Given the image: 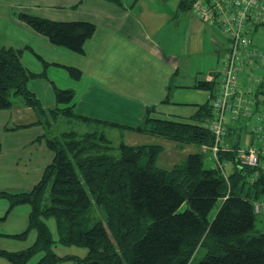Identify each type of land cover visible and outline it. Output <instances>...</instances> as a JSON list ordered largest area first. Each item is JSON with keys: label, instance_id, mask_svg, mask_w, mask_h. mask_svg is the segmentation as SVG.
<instances>
[{"label": "trees", "instance_id": "obj_1", "mask_svg": "<svg viewBox=\"0 0 264 264\" xmlns=\"http://www.w3.org/2000/svg\"><path fill=\"white\" fill-rule=\"evenodd\" d=\"M191 1L180 0L179 5L187 8ZM18 18L49 43L78 53L95 29L88 20L58 21L24 12ZM21 52L22 48L0 46V109L10 108L19 97V102L35 112L36 120L11 128L43 125L46 146L54 155L30 190L0 191V198L8 202L0 219L17 205L29 206L26 228L5 235L23 240L31 229L36 231L30 245L0 249V257L10 264H191L202 246L205 252L195 264H264V230L255 227V215L264 205V132L258 135L262 153L256 166L241 165L235 157L236 149L244 146L238 142L241 126L248 125L259 106L264 115L263 84L256 90L252 114L227 124L222 145L229 148L218 151L217 158L227 162L228 171L200 148L214 142V134L204 124L212 116L215 77L199 79L192 86L206 89L210 99L197 104L187 117L164 115L155 105L146 106L132 129L199 148L164 168L156 165L160 144L120 142L113 146L103 126H125L77 114L73 89L54 86L55 106L45 108L27 85L44 72L25 67ZM65 68L72 78H80L78 68ZM59 115L90 124L92 129L52 136L50 127ZM93 208L101 214L94 217ZM49 219H53L54 229ZM55 245L81 247L86 253L82 257L58 254Z\"/></svg>", "mask_w": 264, "mask_h": 264}, {"label": "crops", "instance_id": "obj_2", "mask_svg": "<svg viewBox=\"0 0 264 264\" xmlns=\"http://www.w3.org/2000/svg\"><path fill=\"white\" fill-rule=\"evenodd\" d=\"M14 1L0 0V42L12 31V27L18 29L13 40L0 43V46L22 48L20 59L23 65L33 72H44V76L30 79L27 85L45 108L55 106L56 86L74 90V111L77 114L125 125L127 123L115 121L116 115L119 113L122 117H129L134 113L131 122L138 124L143 109L155 105L159 113L171 116L172 113L160 108L168 103L163 100L172 101L174 97L171 93L177 86L192 87L199 79L213 80L226 48L225 38L218 39L214 30L218 29L214 25L213 29L206 26L208 23L192 13L189 7L181 8L178 0L171 8L166 6L159 10L148 7L147 0H32L27 10L21 8L23 3L15 6L20 9L12 10L9 7L14 5ZM150 1L158 5L156 0ZM179 7L187 9L184 10V16L190 17L197 24L193 30L205 33L207 41L212 43L213 54L216 56L214 66L209 67L207 56V65L192 73V64L187 60L180 61L184 53L189 51L187 48V51H180L171 35L179 20ZM20 12L58 21L88 20L94 22L95 29L85 41L83 52L78 53L49 43L46 37L31 30L18 18ZM191 47L194 51L202 49L198 43H193ZM50 66L54 70L47 75ZM65 66L78 68L81 77L70 78ZM180 78H183L182 81ZM196 109L197 106L190 115ZM35 120V112L19 101L10 108L0 109V191L30 190L53 158V151L44 140L46 129L43 125L11 128ZM6 126L10 128L6 129ZM110 127L115 126H103L106 134ZM7 207V200L0 198V217ZM28 213V205H17L5 219H0V249H21L34 241V229L23 240L5 235L25 229ZM48 222L54 229L53 219ZM73 247L63 249L76 251L74 255L77 256L85 255L86 249ZM58 248H62V245L54 247L58 254L68 253H60ZM39 256L33 257L30 263ZM0 264L10 263L0 257Z\"/></svg>", "mask_w": 264, "mask_h": 264}, {"label": "built area", "instance_id": "obj_3", "mask_svg": "<svg viewBox=\"0 0 264 264\" xmlns=\"http://www.w3.org/2000/svg\"><path fill=\"white\" fill-rule=\"evenodd\" d=\"M189 8L225 38L226 48L213 75L217 90L211 100L212 116L204 124L214 134V142L200 147L223 169L227 162L219 161L217 152L229 148L222 145L227 124L252 114L256 90L264 85V49H258L251 38V32L264 22V0H192ZM260 153L258 146L245 145L236 149L235 157L241 165L256 166Z\"/></svg>", "mask_w": 264, "mask_h": 264}, {"label": "rangeland", "instance_id": "obj_4", "mask_svg": "<svg viewBox=\"0 0 264 264\" xmlns=\"http://www.w3.org/2000/svg\"><path fill=\"white\" fill-rule=\"evenodd\" d=\"M32 0H16L14 1V5L10 6V9H20L16 8L15 6H20L22 3L23 10H27L26 7L31 4ZM128 1V0H126ZM132 1V0H131ZM180 2V0H178ZM149 6L151 9L159 10L161 7H170L171 5H175L177 0H156L157 6L154 4H151L150 0H147ZM34 4V3H33ZM25 5V6H24ZM180 6V5H179ZM181 7V6H180ZM179 7V20L176 25V27L173 28L171 31V35L173 36V39H175V42L178 45V49L180 51H189V53H184L180 58V61L183 62L185 60L189 61L192 64L191 72L195 73L197 70H200L201 66L207 65L208 57H209V67L214 66L215 62V54L213 51V45L211 42H208L206 39V34L203 32L195 31V26L197 25L194 20L190 19V17L184 16L185 12L184 10L187 9H181ZM191 14V13H190ZM190 16V15H188ZM207 22V21H206ZM208 23V24H207ZM206 26H209L210 28H214L213 24L207 22ZM12 31H9L8 34H6L2 40V42H8L15 38L16 32L18 29H15L17 27H12ZM214 30L217 33L218 39H223V35L221 32ZM251 38L253 44L261 49H264V24L259 25L254 31L251 32ZM156 39L160 40L158 37ZM195 43V45L198 43L202 46L201 50H193L192 44ZM187 48V49H186ZM208 56V57H207ZM36 60V59H35ZM49 72L47 75L51 74L52 66L48 68ZM67 73L68 70L66 69ZM61 74H64V71H61ZM69 75V73H68ZM66 77V75H61V77ZM70 78H72L69 75ZM81 77V76H80ZM67 78V77H66ZM74 79V78H72ZM180 78V81H182ZM206 89L203 88H192V87H184V86H177L173 88V91L171 93V96H173L172 101H166L167 104H163L160 106L161 109L172 113L171 116L174 117L176 115L180 116H189L190 113H192L197 106L196 103L201 104L206 101L208 98V91L206 92ZM55 99V98H54ZM15 101H20L19 97H16ZM131 114V112H130ZM262 106H259L257 110L253 113L252 117L248 120V125L240 128L239 132V138L238 142L242 145H248L249 143H252L254 146L261 145V135L258 136L260 133L264 132V121L262 119ZM131 114L129 117H122L119 113L116 115L115 121L127 123L124 126L125 127H110L107 128V136L109 137V140L112 142V145H118L120 142H124L127 144H145V143H157L161 145V150L158 152L156 156V165L164 168H171L175 163L181 161L184 159L190 152H194L198 150L199 148L194 143H178L175 140L172 139H166L164 137H161L159 135L145 133V132H139L135 131L131 128V126L135 125L132 124L131 120L134 118ZM26 117V116H25ZM130 121V123H129ZM249 126V128H247ZM92 126L90 124L76 122L74 120H68L61 115H59L54 122H52L50 133L51 135H56L60 133L61 131H68V130H76V131H87ZM113 154L116 153V150H112ZM226 167V166H225ZM229 166L226 167V171H228ZM261 210L256 213L255 215V227L259 230H264V205H262ZM217 209V204L212 208L210 215H212ZM100 211L97 208H93V215L94 217L97 215H100ZM61 246V245H60ZM69 248L73 247L72 245L69 246H62V248H58L60 250V253H63L65 251H68L67 254L73 255L76 253V251H70V249H63V248ZM74 248V247H73ZM78 252V251H77ZM205 248L199 247L198 250L194 253L192 263L195 264L204 254ZM81 257V256H80ZM70 264H77L75 262H67ZM64 264V263H63ZM93 264V263H89Z\"/></svg>", "mask_w": 264, "mask_h": 264}]
</instances>
